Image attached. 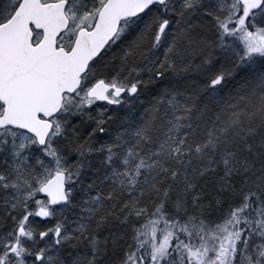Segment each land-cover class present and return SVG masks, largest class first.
<instances>
[{"label":"snow or ice","instance_id":"1","mask_svg":"<svg viewBox=\"0 0 264 264\" xmlns=\"http://www.w3.org/2000/svg\"><path fill=\"white\" fill-rule=\"evenodd\" d=\"M0 264H264V0H0Z\"/></svg>","mask_w":264,"mask_h":264},{"label":"rangeland","instance_id":"2","mask_svg":"<svg viewBox=\"0 0 264 264\" xmlns=\"http://www.w3.org/2000/svg\"><path fill=\"white\" fill-rule=\"evenodd\" d=\"M112 108H113V110H117V109H119V106L112 107ZM42 222H43L44 224L48 225V224H52V223H54V220H43Z\"/></svg>","mask_w":264,"mask_h":264},{"label":"trees","instance_id":"3","mask_svg":"<svg viewBox=\"0 0 264 264\" xmlns=\"http://www.w3.org/2000/svg\"><path fill=\"white\" fill-rule=\"evenodd\" d=\"M142 99H146V96H142ZM139 103H140V101H137V102H136V104H139ZM135 106H136V105L134 104L133 107H135ZM117 110H119V109H117Z\"/></svg>","mask_w":264,"mask_h":264},{"label":"flooded vegetation","instance_id":"4","mask_svg":"<svg viewBox=\"0 0 264 264\" xmlns=\"http://www.w3.org/2000/svg\"><path fill=\"white\" fill-rule=\"evenodd\" d=\"M100 104H105V102H100Z\"/></svg>","mask_w":264,"mask_h":264}]
</instances>
